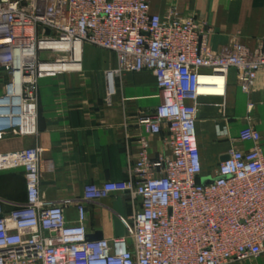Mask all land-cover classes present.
<instances>
[{
    "label": "built area",
    "instance_id": "1",
    "mask_svg": "<svg viewBox=\"0 0 264 264\" xmlns=\"http://www.w3.org/2000/svg\"><path fill=\"white\" fill-rule=\"evenodd\" d=\"M203 35L194 15L152 12L148 0H0V135L35 134L39 80L81 72L90 45L116 58L104 72L107 102L121 74H153L160 102L139 123L152 133L164 127L169 150L154 159L143 150L128 179L85 184L73 223L62 204L40 201L41 148L0 154V171L21 169L26 188L25 202L8 212L0 200V264H235L264 253L260 146L230 149L202 184L195 131L199 100H223L231 69L239 89L252 90L264 72V42L211 51ZM247 135L258 142L254 128ZM115 193L138 199L126 235L89 240L86 204Z\"/></svg>",
    "mask_w": 264,
    "mask_h": 264
},
{
    "label": "crops",
    "instance_id": "2",
    "mask_svg": "<svg viewBox=\"0 0 264 264\" xmlns=\"http://www.w3.org/2000/svg\"><path fill=\"white\" fill-rule=\"evenodd\" d=\"M148 1L152 12L162 14L174 8L183 16L194 15L204 31L202 41L211 51L233 43L253 49L264 42V0ZM115 64L113 52L85 45L81 72L39 80L36 133L19 135L11 130L0 135V154L27 147L42 149L40 201L62 204L68 222L76 221L75 204L85 184L130 178V165L143 150L150 159L169 154L165 128L152 133L139 123L160 102L153 74H121L107 102L104 72ZM248 103L253 104L250 113ZM249 127L258 131V142L248 137ZM195 131L203 175H213L220 158L232 148L247 150L258 143L264 156V72L244 93L231 69L223 100H199ZM0 200L4 212L25 202L21 169L0 171ZM99 203L85 206L88 234L99 232L106 239L126 235L138 199L115 193ZM235 264H264V253Z\"/></svg>",
    "mask_w": 264,
    "mask_h": 264
},
{
    "label": "water",
    "instance_id": "3",
    "mask_svg": "<svg viewBox=\"0 0 264 264\" xmlns=\"http://www.w3.org/2000/svg\"><path fill=\"white\" fill-rule=\"evenodd\" d=\"M1 69H2V68H0V70H1ZM225 159H227V154L223 155V156L220 158V161H223V160H225ZM213 180H214V178H212V177H210V176H204V177H201V178H200V182H201L202 184H208V183H211ZM87 237H88L89 240H97V239H101V238H102V236H101V234H100L99 232L96 233V234H88Z\"/></svg>",
    "mask_w": 264,
    "mask_h": 264
},
{
    "label": "bare ground",
    "instance_id": "4",
    "mask_svg": "<svg viewBox=\"0 0 264 264\" xmlns=\"http://www.w3.org/2000/svg\"><path fill=\"white\" fill-rule=\"evenodd\" d=\"M201 80L204 81V82H207V81H209L210 79H208V78H202ZM215 80H216L217 83H220V81H221L220 78H216ZM200 89L206 91L205 88H200ZM213 91H214V92H217V93H220V92H221V88H220V86H219L218 88L213 89Z\"/></svg>",
    "mask_w": 264,
    "mask_h": 264
}]
</instances>
